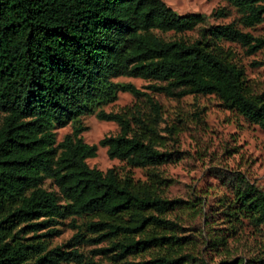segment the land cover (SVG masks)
<instances>
[{
  "label": "trees",
  "instance_id": "trees-1",
  "mask_svg": "<svg viewBox=\"0 0 264 264\" xmlns=\"http://www.w3.org/2000/svg\"><path fill=\"white\" fill-rule=\"evenodd\" d=\"M228 1L242 12L245 25L264 20V0ZM206 19L198 11L180 13L165 0H0V111L5 113L0 121V264H60L81 257L77 248L48 249L45 240H35L58 230L55 227L25 235L71 214L89 215L87 228L128 233L117 243L121 252L183 242L185 237L175 233L133 239L130 233L147 223L173 225L147 212H164L180 199L153 190L154 178L150 184L139 182L114 167L104 171L91 166L87 158L97 154L98 144L107 146L110 157L132 166H153L171 158L157 147L159 103L134 83L116 81L120 75L155 80L150 87L173 96L215 93L226 107L264 129V89L255 91L247 83L244 68L224 43L239 41L254 52L264 46V37L234 22L203 25ZM199 25L194 39L165 38L157 32H183ZM120 90L147 96L151 112L136 116L106 110L104 105L115 101ZM87 113L116 121L120 131L99 143L87 142L82 135L87 127L80 120ZM69 122H75L73 130L57 140L55 129ZM48 178L60 193L45 185ZM229 179L236 195L227 213L247 215L264 226V188L239 172ZM41 215L48 218L33 221ZM84 236L80 231L73 239ZM188 256L164 253L126 264H193ZM192 259L194 264H209L201 257Z\"/></svg>",
  "mask_w": 264,
  "mask_h": 264
},
{
  "label": "rangeland",
  "instance_id": "rangeland-1",
  "mask_svg": "<svg viewBox=\"0 0 264 264\" xmlns=\"http://www.w3.org/2000/svg\"><path fill=\"white\" fill-rule=\"evenodd\" d=\"M180 13L198 11L205 13L203 25L234 22L236 26L253 35L264 37V20L247 26L242 20V12L228 0H165ZM199 25L183 32L174 30L157 32L165 38L199 36ZM234 60L245 70L247 83L255 90L264 89V46L249 52L239 41H224ZM116 81L132 82L150 94L161 107L157 125V147L171 153V158L153 166H132L127 160L110 157L107 146L98 144L97 154L87 158L91 166L106 171L114 167L124 176H133L136 181L151 183V188L162 197L180 199L179 205L164 212L149 210L174 222L147 223L143 229L130 233L133 239H142L152 234H173L184 236L180 245H152L143 250L121 252L117 246L125 241L128 233L113 235L108 228L93 230L84 225L89 215L71 214L57 217L53 223L43 224L34 235L58 230L38 236L35 240H45L48 249L60 245L66 251L78 249L84 260L101 263L126 264L128 261H143L158 254H189L205 259L209 264L241 260L249 264H259L264 260V226L256 224L249 216L241 213L228 214L229 205L235 200V185L229 177L239 172L249 181L264 188V129L250 121L237 109L226 107L215 93H189L182 96L169 95L154 90L149 85L156 82L141 76L120 75ZM106 110H125L131 115H147L151 104L147 96L136 97L128 90H120L118 98L104 105ZM5 113L0 111V121ZM86 125L82 132L89 143H99L105 135L117 134L120 126L116 121L103 120L95 113L80 117ZM134 120V119H133ZM75 122L57 127V140L73 130ZM136 128V123H133ZM45 185L58 192V186L46 179ZM48 216L41 215L33 221H41ZM96 219V218H94ZM22 223L21 225H23ZM85 232L84 238H74L77 232ZM71 240V243L67 244ZM110 247L111 249H104ZM68 256H72L71 254ZM80 256L74 260L63 259L60 264H85ZM264 264V261L262 262Z\"/></svg>",
  "mask_w": 264,
  "mask_h": 264
}]
</instances>
